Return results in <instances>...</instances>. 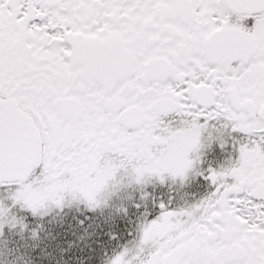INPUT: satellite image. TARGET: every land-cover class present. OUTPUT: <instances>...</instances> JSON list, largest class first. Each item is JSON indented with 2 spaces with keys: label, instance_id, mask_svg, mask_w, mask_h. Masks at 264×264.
Returning <instances> with one entry per match:
<instances>
[{
  "label": "snow or ice",
  "instance_id": "1",
  "mask_svg": "<svg viewBox=\"0 0 264 264\" xmlns=\"http://www.w3.org/2000/svg\"><path fill=\"white\" fill-rule=\"evenodd\" d=\"M0 264H264V0H0Z\"/></svg>",
  "mask_w": 264,
  "mask_h": 264
}]
</instances>
